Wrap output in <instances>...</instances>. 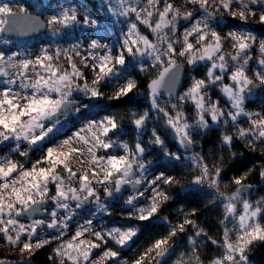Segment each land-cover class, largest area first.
<instances>
[{
    "label": "snow or ice",
    "instance_id": "snow-or-ice-1",
    "mask_svg": "<svg viewBox=\"0 0 264 264\" xmlns=\"http://www.w3.org/2000/svg\"><path fill=\"white\" fill-rule=\"evenodd\" d=\"M161 0H107L106 10L117 18L125 20L127 31L119 42V48L102 42V38L91 39L87 43L86 52L77 44L67 49L56 48L50 51L41 49L39 54L27 52L0 50V77H4L0 88V144L16 141L19 149L20 141L27 142L29 150L50 139V134L58 128L62 119L69 114L81 113L87 104H77L73 97L75 92L82 93L88 98L102 96V82L110 86L113 80L116 85L109 99L127 97L137 88L138 81L133 76L124 77L127 65L139 58V71H146L147 59L151 66L158 69L155 78L147 83L146 95L149 97L151 108L162 113L166 126L172 131L178 143L185 148L193 143L192 130L208 129L209 117L213 124H227L229 120L236 128V134H223L221 143L231 147L234 139L245 141V146L255 151L261 148L264 156V113L247 112L244 101L253 88L264 86V70L255 73V80L247 73V66L252 46L257 43V37L251 31H229L226 37L210 27L216 13L208 10L209 0H188L193 5H199L202 12L200 18L191 22V11L182 13L174 8L168 0L164 7H159ZM223 9L229 16L242 22L250 18L264 25V0H219L216 11ZM153 17H156L153 23ZM190 21L182 39H173L177 31V21ZM138 24L147 27L155 36V41L142 35ZM81 25L86 28L99 29L100 21L90 13L85 12L81 18L76 7L63 8L58 14L51 15L46 25L41 24L24 4L12 6L0 0V34H24L39 27H48L54 33L58 27L68 28ZM170 33L172 34L170 36ZM99 36V33H97ZM191 38V39H190ZM195 41L193 43L192 41ZM225 40L230 41L232 52L225 53ZM0 43L11 44L12 40L0 38ZM181 44L177 51V44ZM198 45V47H197ZM260 57L258 63L264 69V40L259 42ZM79 63L92 71L91 82L85 78ZM147 58V59H145ZM178 58H184L188 65L198 62H210L206 77L193 78L190 86L182 94L173 97L177 102L171 104V111L162 106L159 98L162 89H167L172 96L179 71L182 67L177 63ZM64 63H61V61ZM229 60L232 62L229 65ZM67 64V67H65ZM123 70V71H122ZM217 72L219 74H217ZM227 75L231 83H224ZM218 87L226 100L227 110L220 106L219 100H211L207 89ZM191 102L196 109L193 124L183 112V106ZM172 112L175 114L173 115ZM150 113H133L132 123L137 130L146 127ZM248 118L249 127L238 126V118ZM121 125L115 115H105L101 119L88 120L72 137L64 139L58 146H50L43 150L41 159L32 163L30 168L10 156L0 157V234L9 246L18 247L21 259L17 262L0 260V264H31V256L53 240L59 241L53 248L58 264H162V258L172 250L170 243L177 233H184L186 226L196 228V222L188 217L195 215V210L185 214V218L171 225L168 234L152 241L130 262L121 258L119 251L106 247L97 260H92L94 249L107 244L111 240L120 248L130 246L141 232L139 224L128 223L121 227L113 226L101 231L93 230V220L85 219L78 224L73 235L64 239L69 223L76 215L77 209H83L89 203L95 205L96 213L111 215L108 204L101 200L98 187L103 189L106 198H112L121 193L125 185L136 187L124 203L127 207L129 221H152L159 219V213L170 199L179 202L185 195L186 186L173 176H166L160 171L149 178L151 161H146V149L142 142L137 141L134 147L128 143H118L109 138V133L116 134ZM78 146H73V144ZM150 143L158 147L164 157L170 160H180L181 156L169 151L165 141L152 131ZM122 150L123 154L98 155L100 150ZM87 153L89 170L79 174L72 170L71 162L74 157H82ZM20 156L27 157L28 152L20 151ZM235 153H232L235 158ZM193 166L199 174L193 176L190 185L207 184L216 190V195L223 204L224 225L222 256L213 258L209 264H249L248 252L251 246L259 241L264 242V198L249 202L244 194L249 192L252 185L244 183L248 173L234 177L232 183L237 187L231 194L220 192V175L222 169L216 165L209 166L203 156L196 154L191 157ZM254 169H249V172ZM89 171L91 176L89 175ZM61 172L66 175H61ZM259 175L264 178V164L259 169ZM78 183V187L73 186ZM55 185V194L49 195V185ZM168 186V188L162 187ZM179 186L175 195L170 194L173 186ZM127 190V189H125ZM149 193V195H145ZM51 200L55 207L48 212L47 218L31 219L28 224L22 223L20 217H34L41 211H47V203ZM75 203V209L72 208ZM242 210L238 211L237 205ZM59 210H63V215ZM167 222V217H164ZM232 227L229 228L228 224ZM54 230L44 233V229ZM39 230V231H38ZM206 235L203 229H198L189 240L194 245L190 256H181L175 264H200L196 237ZM211 239V238H209ZM217 244L216 240L211 241ZM27 253V257L24 254ZM53 259V257H49Z\"/></svg>",
    "mask_w": 264,
    "mask_h": 264
},
{
    "label": "rangeland",
    "instance_id": "rangeland-1",
    "mask_svg": "<svg viewBox=\"0 0 264 264\" xmlns=\"http://www.w3.org/2000/svg\"><path fill=\"white\" fill-rule=\"evenodd\" d=\"M2 2L8 3L12 6H15L16 4H24L25 6L33 7L34 10L37 11L35 15L41 16L46 22H47V19L51 15L58 14L63 8L69 7V6H73V7H76L77 9H79L81 18L85 12H88L93 17L97 18L98 21H100V27L98 30L86 28V27H83L81 25H75V26H71L68 28L58 27V30L55 33L50 28H48V30L45 34H43L42 36H40L36 39L17 40V39L11 38L12 43L9 44L11 51L27 52L33 56L36 54H39L41 49H43V48H47L50 51L54 52L55 49L58 47L61 49H67V48H70L71 46L77 45V44H79L82 47V49H84V51L86 52L87 43L91 39H94V38H102L103 43H107L110 46L115 45L116 46V48L114 49V51H115L119 48V42H121L123 39V33L127 31V24L125 23V20L126 19L129 21L135 20L134 15L130 18H117V17L111 16L110 13H108V11L106 10L107 0H97V2H96L97 11H95V12H92L91 7H89V5L86 3L85 0H2ZM112 2L115 3V0H112ZM144 2L146 3V0H144ZM168 2L171 3L174 8H178L182 13L191 11L193 13V17H192L191 22H194L195 19L200 18L202 16V12L199 9V5H193V4L189 3L188 0H168ZM218 2H219V0H209L208 10L216 13V19L211 21L210 27L213 28L214 30L218 31L222 37H226L227 33L229 31H245V30L251 31L250 27H256V26L264 27V25L257 23L258 17L256 19L250 18L248 20V22L245 23V22L240 21L238 18H236V19L232 18L223 9H221L219 12H217L216 11V5L218 4ZM159 7L161 9L164 7V0H161ZM156 19H157L156 17H153V23H155ZM232 22H236L237 24L240 25L241 28L240 29H231V27H228L232 24ZM138 27H139L142 35H146L149 37L150 40L155 41L154 34H152L151 31L147 27H145L142 24H138ZM188 27H190V21H187L184 19H179L177 21V31H176L175 35L172 36V38L173 39H182L184 31ZM251 32L257 37V43L254 44L252 46V49L250 50L249 54L252 57V59L249 60V64L247 66V73L251 79L255 80L256 79L255 73L257 71L264 70L261 68V66L258 63V59L260 57L259 42L261 40H264V37L257 35L253 31H251ZM97 33H99V36L97 35ZM171 35L172 34L170 33V36ZM0 38L9 39L7 37L2 36L1 34H0ZM192 42L195 43L194 39ZM176 47H177V51H179L181 44L178 43L176 45ZM197 47H198V45H197ZM223 47H224L225 53L232 52L230 41L225 40ZM0 50H5L3 43H0ZM76 59H77L78 66L84 72L85 78L90 83L92 76H93L90 67L85 68L82 64L79 63V58H76ZM145 59H147V58H145ZM61 63H64V61L62 60ZM139 63H140L139 58L137 61H135L133 63H129L127 65V70L124 71V77H128L129 74L132 73L133 67H135V70H139ZM177 63L181 64L182 67H184L186 70L185 84H184V88H183V91L181 92V94L187 90V88L190 86L193 78H196V79L205 78L207 71H208V67H210V62H198L197 64L190 66L186 63V60L184 58H178ZM231 63L232 62L229 60L230 66H231ZM145 66H146L147 70H152V71H156V72L158 71L157 68L151 66V60L150 59H147V64ZM198 66H203L205 68L206 74L203 77H196L192 73H189V74L187 73V69L194 70ZM65 67H67V64H65ZM217 74H219V73L217 72ZM3 79H4V77H0V88H2L4 86L2 83ZM223 82L224 83H231V81L228 79L227 75L225 76ZM115 85H116L115 80H113L111 82L110 86H107V85H105L104 82H102L100 85V90L102 92V96H100L98 98H91L90 99L88 97H85L82 93L75 92L73 94V97L76 100L77 104H87L88 107L86 109L82 108L81 113L73 112V113L69 114L67 119H62L61 124L58 126V128L56 130H54L53 133L50 134V139H46L40 145V147H35L32 150H29V146H28L27 142H25V141L19 142V144H20L19 149L16 148V145H17L16 141H7L3 144H0V157L10 156L11 158L15 159L14 156L12 155V151L14 150L15 152L14 151L13 152L20 157L19 160H17V159H15V160L23 163L26 168H30L33 162L41 159L44 149H46L47 147H50V146H58L59 143L61 141H63L64 139L72 137L73 134L76 131H78L85 123H87L88 120H91V119L99 120L103 116H105L106 114L100 113V107H101L100 105H103V103H105L104 100L105 101L107 100V102L111 101V99H109V97L112 96L113 88L115 87ZM257 85H259L258 82H257ZM207 92L210 95L211 100H213V101L219 100L220 106L222 108H224L225 110H227L228 106L226 104V100L223 97V95L220 92L218 87L210 86L207 89ZM141 96H143V95H141ZM159 102L162 106H167L168 109L171 111V104L176 103L177 101L171 102L168 100H160ZM251 102H255L259 106V109L254 110L253 105L249 106V103H251ZM244 108L247 112L264 113V86L261 87L260 89L253 88L251 94L246 95V98L244 101ZM188 110H192V112L191 111L188 112ZM183 112L188 117V122L190 124H193L194 120L196 118V109H195L194 105H192L191 102L186 103L183 106ZM172 114L174 115L175 113L172 112ZM206 119H208L209 125H210V127L208 129L198 130L194 127L192 130L194 133H197V134L192 135V140H193L192 144L196 145V148H195L193 153H185V152H182L180 150V144L176 140L172 131L166 126L165 118H164L163 114L158 113L153 109H152V114L149 115V119L146 123V127L141 129V130H137V134H135L136 135L135 136V143L137 141L142 142L143 146L146 149V152H145L146 161H152L151 160L152 156L151 155L148 156L147 153H149V151H151L153 147H156L150 143V140L152 137V131H153V129H155L156 132L165 141V145L169 149V151L177 153L178 155L181 156L180 160H173V161L180 162L183 165L184 164L185 165H188V164L193 165L192 161H191V157L196 155V154H199V152L197 150L199 144H198V141L195 139L196 135L204 134L212 128H219L227 134H231V135L236 134V128L233 127L232 122L230 120L227 124L221 122L219 125H217V124H213L209 117H206ZM62 124H65V126H62ZM238 126L245 127V128L249 127L248 118L245 116L239 117L238 118ZM124 135H125V131L123 129H121L120 131H117L116 134L109 133V138L118 142V143H122V142L128 143L130 147H134L135 144L132 146L130 144V142L128 141V138ZM239 141L245 145V141H243V140H239ZM73 146L75 147L78 145H76L74 143ZM20 151L28 152V156L27 157L20 156L19 155ZM109 153L118 154V155L123 154L122 150H119V149H110L107 152H105L104 150H100L97 154L98 155H107ZM160 153H161V155H163V153L161 151H160ZM164 158H165V160L169 159L167 157H164ZM77 163H79V166H82L83 168L82 169H79V168L74 169V167L76 166ZM70 166H71L72 170L77 172L78 174L80 172L85 171V170H89L91 165L88 163L87 153H85L84 156H82V157H74ZM158 173L159 172L156 171L154 164L151 162V165L149 166V172L147 173L148 177L151 179L154 177V175H156ZM61 175H66V174L61 172ZM89 175L91 176L90 171H89ZM262 181L264 182V178L262 179ZM205 185H207V184L196 185L195 187H203ZM73 186L78 187V183H74ZM125 186H129V188H131V189L132 188L135 189L136 187H138V186H133V185H125ZM162 187L166 188L165 185H162ZM140 188L143 189V186L141 185ZM49 189H50L49 195H54L55 194V185L50 184ZM97 190L100 194L101 200H105L106 203L108 204V208H110L112 206H118V205L120 206L121 205V206H123V208L125 210H127V207L124 203V200L130 194L133 193L132 192L133 190H132V191H128L127 193H125L121 198H117V196H114L112 198H106L104 196L102 188L98 187ZM252 190L254 191V195H255V193L257 192L256 191L257 187L252 186ZM145 195L147 196V195H149V193H145ZM252 198H254V196ZM251 199H248L249 202H251ZM251 203H253V202H251ZM253 204H255V203H253ZM54 207H55L54 203L51 200H49L47 211H45L47 215L44 218H47L48 212H50ZM237 207H238V211L242 210L241 205L238 204ZM72 208L75 209V203L74 202H72ZM75 211H76V215L70 221L69 228L66 230V234L64 236L65 240L69 239L71 237V235L74 234V232L77 229V225L83 224L85 219H92L93 220V230L94 231H101L104 229H109L113 226L121 227L125 224L133 223V221L131 222L128 219H126V220L121 219V218L115 219L111 215H108L105 213H96L95 215H92V213L95 212V205L93 203H89L83 209H77ZM59 212L61 215H63V210H59ZM107 218H109V219H107ZM21 222L28 224L31 221L27 222V221L21 220ZM177 223H179V221ZM174 225H176V224H174ZM228 227L229 228L232 227L231 223L228 224ZM53 231L54 230H51V229H46V228L44 229L45 234L48 232H53ZM135 241H136V238H134V241L130 244V246H126L125 248H120L119 246L115 245L111 240H109V242L106 245L101 244L100 248L93 250V254H92L91 259L94 261L97 260V258L101 255L102 251L106 247H111V248H113V250L120 252L122 259H126L130 262L131 259L125 258L123 253H124V251H129V253H133L136 250V246H137V245H135ZM58 243H59V241L53 240L50 244L43 247V248H50L51 249L50 252L52 254L54 261H56L57 264H58V259L55 257V255L53 253V248L56 247V245ZM43 248L36 250L35 254H37ZM0 252L3 253V255H5L6 257H10V258H2V259L12 260L13 262H17L21 259V254L19 252V248L9 246L6 243V241L3 239L2 234H0ZM27 255H28L27 253L24 254L25 257H27ZM34 255L31 256V259ZM11 258H13V259H11ZM31 264H33L32 261H31ZM106 264H113V262L107 261Z\"/></svg>",
    "mask_w": 264,
    "mask_h": 264
},
{
    "label": "trees",
    "instance_id": "trees-1",
    "mask_svg": "<svg viewBox=\"0 0 264 264\" xmlns=\"http://www.w3.org/2000/svg\"><path fill=\"white\" fill-rule=\"evenodd\" d=\"M85 1L91 7L92 12L97 11V0ZM27 7L31 14H36L37 11L33 7ZM228 27H231V29L241 28L236 22H232ZM250 30L264 37V27H250ZM156 73V71L152 70L140 72L133 67V71L129 75L137 79V88L127 97H122L118 100L111 99L109 102L104 100L105 103L100 105V113L116 116L121 129L125 131L124 136L128 138L132 146L135 144V134H137V129L132 123V114L137 113L139 115L145 111H148L150 115L152 114L151 104L146 91L147 83L155 78ZM187 73H192L196 77H203L206 71L203 66H198L194 70L187 69ZM250 105H253L254 110L259 109V106L255 102L249 103ZM190 111L192 112V110H188V112ZM223 134L227 133L219 128H212L204 134L196 135L195 139L199 144L197 148L199 155L203 156L204 161L210 167L216 165L222 169L219 191L225 194H231L235 191L237 186L232 183L234 177H240L248 173L244 183L257 187V192L254 198L251 199V202L255 203L264 198V182L262 181L263 178L259 175V169L264 164V156L260 154L262 149L258 148L252 151L237 139H234L232 146L229 148L221 143V136ZM13 151L12 155L14 158L19 160L20 157ZM232 153L236 154L235 158H233ZM147 154L148 156H152L151 162L154 164L156 171H164L166 176L175 177L180 181V184L186 186V192L179 202L173 198L164 204L159 213V219H153L150 222L133 221L134 224H139L141 232L135 241V245H137L136 250L133 253L124 251L123 255L125 258L132 260L152 241L168 234L169 222L171 225L177 224L178 221L180 222L185 218L186 213H190L193 210H195V215L188 218L195 220L197 227L193 228V226L188 225L184 233H177L172 238L170 243L173 245V248L169 254L162 258V264H175L182 255L185 257L190 256L194 245L189 240V237H194L198 229H203L204 233H206V235L196 237L197 243L195 244V248L198 249L200 264H209L213 258L222 256L223 249L219 245L223 239L224 225L221 224V221L224 218V210L220 198L216 195V190L209 188L208 185L203 187L190 185L193 176L199 174L193 165H183L170 159L165 160L157 147H153ZM250 168L254 170L249 172ZM178 187L177 185L170 189V194L173 197ZM118 206L109 208L111 216L115 219L121 218L126 220L128 211L123 206ZM164 217H167V222L164 220ZM261 222L264 223V219ZM212 240H216L218 243L213 244ZM50 250V248H43L35 254L31 259L33 264H57L54 259H49V257H52ZM248 257L249 264H264V242H255L248 252ZM2 258L10 257H6L0 252V259ZM189 264H194V262L189 261Z\"/></svg>",
    "mask_w": 264,
    "mask_h": 264
},
{
    "label": "water",
    "instance_id": "water-1",
    "mask_svg": "<svg viewBox=\"0 0 264 264\" xmlns=\"http://www.w3.org/2000/svg\"><path fill=\"white\" fill-rule=\"evenodd\" d=\"M35 17H38L41 24L46 25V21L39 15H35L32 14ZM48 30V27H39L36 28L33 31H28L24 34H20V33H6V34H1L4 37L7 38H13V39H17V40H31V39H36L40 36H42L43 34H45ZM4 49L5 50H10V45L9 44H4ZM185 77H186V70L184 67H181L180 71H179V76L174 84V86L172 87V96H169L168 90L167 89H162V95L159 98L160 100H168L171 102H175L176 100L173 97H176L178 95L181 94V92L183 91L184 88V84H185ZM263 86L257 85L255 88L260 89ZM62 126H65V124H62ZM196 148V145L191 144L190 146H188L187 148H185L184 146L180 145V150L182 152L185 153H193L194 150ZM140 187V186H138ZM127 189V190H125ZM134 191L135 189H131L129 188V186H124V188H122L121 193L117 194V198H121L125 193H127L128 191ZM132 191V192H133ZM254 196V191L252 190V188L249 190V192L244 194V197L246 199H251ZM47 208H48V203H47ZM46 212L45 211H41L40 213L36 214L34 217H20V220H24L27 222H30L31 219H40V218H44L46 217ZM3 261H8V262H13L12 260H6V259H0Z\"/></svg>",
    "mask_w": 264,
    "mask_h": 264
},
{
    "label": "bare ground",
    "instance_id": "bare-ground-1",
    "mask_svg": "<svg viewBox=\"0 0 264 264\" xmlns=\"http://www.w3.org/2000/svg\"><path fill=\"white\" fill-rule=\"evenodd\" d=\"M77 168L82 169L83 167L79 166V163H77L76 166L74 167V169H77Z\"/></svg>",
    "mask_w": 264,
    "mask_h": 264
}]
</instances>
